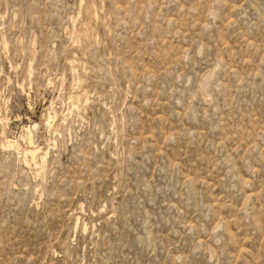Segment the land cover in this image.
<instances>
[{
  "label": "rangeland",
  "instance_id": "374dc122",
  "mask_svg": "<svg viewBox=\"0 0 264 264\" xmlns=\"http://www.w3.org/2000/svg\"><path fill=\"white\" fill-rule=\"evenodd\" d=\"M0 264H264V0H0Z\"/></svg>",
  "mask_w": 264,
  "mask_h": 264
},
{
  "label": "bare ground",
  "instance_id": "6f19581e",
  "mask_svg": "<svg viewBox=\"0 0 264 264\" xmlns=\"http://www.w3.org/2000/svg\"><path fill=\"white\" fill-rule=\"evenodd\" d=\"M53 119V118H52ZM51 120V118H50ZM52 121V120H51ZM50 122V121H49ZM47 122V123H49ZM48 126H50L48 124ZM36 125L33 126V128L28 127L26 128V132L28 133V137L26 138V143L28 144V147L24 151V160L27 165L34 164L35 166H44L46 161V153H42V149L35 145L33 143L32 137H31V131L32 129H36ZM7 148H15L18 149V142L17 141H11L9 139H6V145ZM20 147V145H19ZM43 169V168H42Z\"/></svg>",
  "mask_w": 264,
  "mask_h": 264
}]
</instances>
